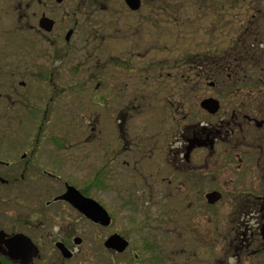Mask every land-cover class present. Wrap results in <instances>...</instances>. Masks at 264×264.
<instances>
[{"label": "flooded vegetation", "instance_id": "flooded-vegetation-1", "mask_svg": "<svg viewBox=\"0 0 264 264\" xmlns=\"http://www.w3.org/2000/svg\"><path fill=\"white\" fill-rule=\"evenodd\" d=\"M118 1L79 0L116 31L85 38L98 46L65 81L78 25L66 0H0V264H145L156 233L177 253L208 245L223 264H264V0ZM120 23L143 46L102 56ZM90 104L110 157L82 183L84 143L47 130L65 116L78 133ZM137 185L164 202L155 215L144 189L136 214Z\"/></svg>", "mask_w": 264, "mask_h": 264}, {"label": "rangeland", "instance_id": "rangeland-1", "mask_svg": "<svg viewBox=\"0 0 264 264\" xmlns=\"http://www.w3.org/2000/svg\"><path fill=\"white\" fill-rule=\"evenodd\" d=\"M27 2L28 0H22V7H24ZM117 2L118 4L116 3V5L114 4L113 6H117V7L121 6L118 0ZM78 3H79V0H76V1L66 0V2H64V7H66V9L69 11V14L66 18L67 21L69 22V28H73L75 25L74 24L75 22L78 23V25L75 27V31H76L75 36L73 37V40H71L70 48L68 51L69 65L65 69L67 72L60 70V74H59L60 77H62V79L65 81L69 78L68 69L69 68L77 69L78 63H81L82 56L86 55V53L83 50H81V47L85 45L83 43L85 38L90 39L91 34L94 32L98 34L99 33L107 34L111 31H116V28H113V25L112 27H110V24H108L109 23L108 20H104L106 18L105 15L107 13H98V11L94 12L93 11L94 7L86 10V13H81L82 11H80V9L78 8ZM35 8L36 6L33 5L32 9H35ZM73 11H79L80 13L73 14ZM54 16L59 19L60 12L59 11L56 12ZM98 25L100 26L99 28L93 29V27L98 26ZM120 25L121 26H118L120 27L118 28V34H117L118 39H115V40L111 39L112 42H109V39L106 38L103 41V44H102L103 52H101L102 56H106L105 54H112L115 49H117L118 53H121L123 50H125V48L130 49L132 46L131 45L132 42L135 48L140 49V47L143 46L141 45V42H139V39L143 38L142 35L136 38L129 39L130 36L128 34L127 26L124 23L123 24L120 23ZM119 38H123V40L120 41ZM137 38L138 40H136ZM61 43L63 44V42ZM47 46L48 45H46L44 41H39L38 47H37L38 53H43L47 49H49ZM85 46L87 47V50H91L97 47L98 45L96 42H89ZM97 58L100 59L99 57ZM86 82H89V81L86 80ZM92 87H93L92 82L89 83V85H87V89H85V94H84L85 100H87L89 97L91 98L94 95V93L92 92L93 91ZM41 92H42L41 94L44 93V88H43V91ZM70 100H71L70 104L73 105V102L77 101V98L76 99L71 98ZM62 102L63 101H60V104H63ZM59 110L61 111L62 109H59ZM96 113H97L96 107L90 104L89 107H87L86 109V114H85L86 120L84 123L85 125L80 127L81 129L79 130L78 133H77V126L73 125L72 120H69V118L63 116L62 114L61 115L63 116V118L59 121L60 124L56 125L52 123V121H49L48 128L50 130L49 131L47 130L48 133L50 132L52 134H67L68 135L70 133V136L75 133V137L76 138L79 137L77 139H79L81 143L82 142L84 143V155H85L84 167L80 170L81 172L79 174H75L76 177L81 178L82 183L95 182L97 180L98 173H101V172H98V167L100 166L99 160H101L102 163L107 164L109 161L108 157H110V154H109L110 153V142H111L110 129L109 127L104 126L103 128L104 131L102 133V136L101 134H98L99 127H98V122L96 120ZM56 122H58V120ZM74 122H77V119ZM105 180L108 182H111L109 175L107 174L105 175ZM137 188L139 191L133 190L132 194H130V197L133 196V198H135V202L133 203L130 202L132 203V206H135L138 204L141 208L136 214L138 215L142 214L144 211L143 207H145L147 212L150 213L149 215H155V212L158 209L163 208L162 206V204L164 203L163 201L159 200L160 203H158V205L152 206L150 205V202L147 199L148 190L146 188L144 189L141 185H137ZM142 189H144L146 193L145 201L147 202V205L144 204L143 207L141 206L142 205L141 201L140 203L136 202L138 200L139 193ZM107 207L110 208V206H107ZM126 213H128V210H126ZM123 224H125V222H123ZM183 241L184 242L187 241L186 243L189 245L188 243L189 240H187V238H182V242ZM153 242L154 244L160 247L156 248L155 250H151L150 252H145L143 254L144 260L145 259L148 260V262L145 264H223L219 262V260L222 259L221 253H218L215 251L210 252V249L207 247L208 245H206V247L198 246L199 248H197V252H194V253L192 252L177 253L174 251V245L172 244L174 243V238L169 237L165 233H163V236H160L158 233H156L155 238L153 239ZM206 248H208L209 250ZM87 258H89V264H104L105 262L104 256L99 255V254L97 255L89 254L87 255ZM78 261L73 260L70 262V264H76ZM229 264H235V263L233 261H229Z\"/></svg>", "mask_w": 264, "mask_h": 264}, {"label": "water", "instance_id": "water-1", "mask_svg": "<svg viewBox=\"0 0 264 264\" xmlns=\"http://www.w3.org/2000/svg\"><path fill=\"white\" fill-rule=\"evenodd\" d=\"M126 2H127V4L130 5V1H129V0H126ZM91 203H92V205H94V207H97L96 204H93V202H91ZM97 208H98V207H97ZM98 209H100V208H98ZM98 211H99V210H98ZM101 211H102L103 215L100 214L99 212L95 211V213H96V216H95V213H93V212H91V211H86V210H85V214H86V216H87L89 219L98 222L99 220H102L103 218L107 217V215L105 214V212H103V210H101ZM107 245L110 246V242H109Z\"/></svg>", "mask_w": 264, "mask_h": 264}]
</instances>
